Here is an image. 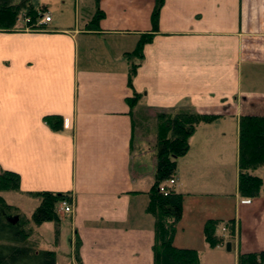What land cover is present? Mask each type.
Instances as JSON below:
<instances>
[{
  "label": "crops",
  "instance_id": "0c3cea01",
  "mask_svg": "<svg viewBox=\"0 0 264 264\" xmlns=\"http://www.w3.org/2000/svg\"><path fill=\"white\" fill-rule=\"evenodd\" d=\"M78 2L74 21L0 30V168L20 174L22 195L71 194L64 215L76 264H154L147 205L156 152L142 148L159 129L144 112L218 114L177 159L174 190L185 198L175 242L198 249L200 264H239L241 253L263 251L264 190L239 194L238 161L239 117L264 114V0H164L156 30L155 0H99L104 16L93 30L97 3L81 16ZM148 33L130 82L127 53ZM137 110L154 128H141ZM48 114L63 116V128L46 123ZM209 218H234L233 235L219 228L231 250L206 242Z\"/></svg>",
  "mask_w": 264,
  "mask_h": 264
},
{
  "label": "trees",
  "instance_id": "16d2710c",
  "mask_svg": "<svg viewBox=\"0 0 264 264\" xmlns=\"http://www.w3.org/2000/svg\"><path fill=\"white\" fill-rule=\"evenodd\" d=\"M30 0H0V30H13L23 21L24 16L30 17L24 21L31 29H41L44 24L35 28L38 18L47 13L46 9L37 8ZM97 8L87 23V29H97L104 11L99 8V0H95ZM164 0H155L152 12L154 30L158 28L160 9ZM25 10V13L21 12ZM22 24V25H24ZM23 28V27H22ZM152 39V34H143L136 48L127 53L130 58V82L136 73L137 65L143 58V45ZM141 94L135 92L128 101L135 105ZM220 117L214 113H200L193 108L175 109L173 112L157 114L159 127L155 139L156 164L154 181L148 191L149 202L147 210L155 215L156 241L153 245L154 264H200L199 251L196 248L180 246L175 242L180 220L184 214V194L174 188L168 194L160 190V186L171 178H175L177 159L185 155L190 148V138L201 123L212 122ZM54 129L64 126L61 115L48 114L44 117ZM239 194L246 198L260 195L264 190V173L258 174L257 169L264 166V114L246 113L239 117ZM20 188V174L12 169L0 168V189ZM30 195L39 198V204L33 209L31 219L15 222L14 214L18 215V207L0 194V264H57L55 249L40 248L30 242L34 232L32 221L40 225L45 221H60L58 207L63 200L71 201L69 192L40 190L30 191ZM21 217V216H20ZM25 221V222H24ZM225 225L228 233L235 231L234 218H209L205 221L203 232L206 242L216 246L227 242L219 228ZM77 245V240L75 242ZM76 255V246H75ZM239 264H264V250L260 252L241 253Z\"/></svg>",
  "mask_w": 264,
  "mask_h": 264
},
{
  "label": "rangeland",
  "instance_id": "374dc122",
  "mask_svg": "<svg viewBox=\"0 0 264 264\" xmlns=\"http://www.w3.org/2000/svg\"><path fill=\"white\" fill-rule=\"evenodd\" d=\"M80 2V14L81 16L84 14H90L89 12L92 10L93 6L95 4V0H78ZM29 2H32L35 7H38L39 5H46L47 10L49 11L53 18L54 22L61 21L62 23H66L70 20V18L74 21L76 19V13L74 11L75 4L77 0H66V3H63L64 0H30ZM78 2V3H79ZM92 12V11H91ZM22 13H25V10H22ZM26 17V16H24ZM24 17L23 23L24 24ZM25 24L22 25L24 28ZM19 27H16V29ZM13 29V30H16ZM177 109H186V106L182 107H176ZM176 108H165V109H158L152 111V113H148L147 111L144 112L145 115H149V117H152L154 121H157L158 129L161 126V123H159V119L157 118V114L160 112H173ZM138 115V116H137ZM142 112L140 110H137L135 113V118L139 117L138 120H141V128L142 126L147 127V131L152 128V124L150 123H144L141 119ZM156 124L154 125L156 127ZM154 128V127H153ZM146 133V132H145ZM143 143V142H142ZM155 143V142H154ZM150 143L149 145L145 144L142 149H145V151H154L156 152L155 144ZM156 154V153H155ZM153 154V155H155ZM145 160L142 159V162ZM148 163V162H147ZM144 168V166H142ZM151 169V168H149ZM264 171V170H263ZM260 172L258 171V174ZM262 172L261 174H263ZM0 194H2L9 202L16 205L19 210V214H14V220L15 222L18 221L20 218H22V221H29L31 219L32 211L36 207V201L37 197L32 196L30 194L22 195L20 194L19 190L14 189H0ZM34 198V199H33ZM39 199V198H38ZM40 201V200H39ZM64 212H60V221L57 222L55 220H49L43 222L42 226H37V232L35 231L29 238L30 242L35 244L37 247L42 248H49V249H56L59 252V261L58 264H76V259L74 257L72 246H71V234H70V228H69V220L68 216L69 214L64 215ZM21 216V217H20ZM230 219V218H229ZM228 218L224 219V222H226ZM24 221V222H25ZM60 223L61 225L59 226ZM29 225L33 226L34 223L30 221L28 223ZM227 239V236H226ZM75 254V249H74Z\"/></svg>",
  "mask_w": 264,
  "mask_h": 264
},
{
  "label": "built area",
  "instance_id": "2783aa9c",
  "mask_svg": "<svg viewBox=\"0 0 264 264\" xmlns=\"http://www.w3.org/2000/svg\"><path fill=\"white\" fill-rule=\"evenodd\" d=\"M24 20H25V22H29L31 19H30V17L26 16V17H24ZM51 20H52V15L50 13H44L38 18V20L34 26H35V28L39 27L40 25L47 23V22H50ZM30 27L31 26L26 25V29H31ZM174 182H175V179L171 178L165 184H162L160 186V190L163 191L165 194L170 193L172 191L171 184H173ZM58 210L62 211V212H71L73 210L72 202L68 201V200H63L60 203ZM223 230H226V227H223Z\"/></svg>",
  "mask_w": 264,
  "mask_h": 264
},
{
  "label": "water",
  "instance_id": "95a60500",
  "mask_svg": "<svg viewBox=\"0 0 264 264\" xmlns=\"http://www.w3.org/2000/svg\"><path fill=\"white\" fill-rule=\"evenodd\" d=\"M226 248H227V250H231V248H232L231 241L226 242Z\"/></svg>",
  "mask_w": 264,
  "mask_h": 264
}]
</instances>
